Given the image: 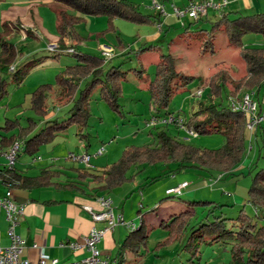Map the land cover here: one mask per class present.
<instances>
[{
  "label": "rangeland",
  "instance_id": "obj_1",
  "mask_svg": "<svg viewBox=\"0 0 264 264\" xmlns=\"http://www.w3.org/2000/svg\"><path fill=\"white\" fill-rule=\"evenodd\" d=\"M129 1L137 4L143 13L154 16H157L158 12L153 9V2L164 3L163 0ZM172 1L181 4L184 0ZM214 1L218 3L220 0ZM34 6L30 14L19 16L22 26L30 29L34 37L18 33L6 39L17 46L22 52L23 59L29 60L47 54L51 45L57 47L60 38L55 6L49 2H41ZM26 7L22 5V8ZM231 17H234V14ZM217 18H219V13L209 10L208 20L195 22L191 30H209L211 23ZM8 20L14 21L15 19L9 17ZM85 20V24L78 29L79 34L84 38L80 46L82 51L102 56V50L105 47L111 48L112 65L122 64L125 71L130 69L145 71L142 76L134 72L130 73L127 80L121 82L120 112L114 110L102 98L100 89L93 92L90 102L91 116L85 130L90 138L87 152L94 155L104 149L103 157L97 160L94 158L92 161L95 171H100L118 162L129 147H149L151 145L156 147L158 145L156 132L160 130H166L171 136H177L185 143L197 148L218 150L225 145L226 139L221 135L194 137L180 129L178 124L151 127L154 119L164 118L166 113L175 114V117L178 115L186 123L198 111L199 101L208 100L209 86L220 83L219 79L223 75L227 78L224 93L222 98L216 102L218 104L222 102V105L226 106L229 97H234L231 95L235 90L232 82L245 78L248 71L239 50L229 46L228 37L224 32H217L214 52L204 53L202 44L189 36L182 35L185 30L183 24L188 26L194 21L188 17L176 23L173 29L168 30L165 27L163 32L157 24L138 25L116 19L113 21V28L110 29V21L107 17H86ZM243 43L264 49V37L261 35H246ZM145 45L156 46L157 50L139 55V49ZM162 55H172L179 72L197 79L189 85V88L180 91L172 98L167 111L156 110L146 84V80L154 77L156 65L160 62ZM75 63L74 57L63 55L58 60H48L34 69L21 87L10 84L9 94L0 105V127L4 126L6 118H19L21 123L26 125L28 118L35 117V113L30 109L31 95L42 85L55 86L58 74L67 66ZM4 77L8 81L11 80L10 74ZM199 87L205 90L202 100L191 97ZM245 92L252 91L243 89L236 97ZM50 95L47 102L46 120L57 116L63 117L69 106L65 105L67 100L63 97L62 91L58 89ZM255 95L259 101L264 100V85ZM255 133L250 134L247 131V153L242 163L234 170L233 175L205 173L189 167L179 169L178 164H167L164 161L132 166L126 175L129 180L113 190L111 198L114 206L118 207L116 211L124 209V218L127 223H132L130 221L137 220V218L139 220L142 216L145 217L147 241L141 245L140 254L126 250L124 264H230L233 243H204L201 252L193 257L189 253L180 251L183 241L160 245L168 238V233L161 225L163 221H168L172 216L185 211L186 201L190 200L211 201L224 206L222 210L217 209L212 214L209 222L222 215L224 219L230 220L227 227L233 229L238 213L245 207V213L256 220L258 227H264V221L255 219L256 210L247 203L253 177L258 170L264 167V150L260 141L256 139ZM87 143L85 138L77 135V128L73 126L61 133L53 142L42 146L35 157L30 158L23 153L22 162H32L37 157L42 158V162L33 164L34 168L28 171V174L32 176L39 175L42 168L49 166L66 171L86 169L85 165L68 160V156L73 152L79 155L85 153L84 148ZM172 174L176 175V180ZM184 180L191 186L188 190L195 192V198L186 196V193L180 197L166 195L168 189ZM211 208L212 206L197 209L196 216L190 222V227L194 228ZM127 228L122 239L130 233V228ZM119 249L118 246L114 252L109 254L112 259H115Z\"/></svg>",
  "mask_w": 264,
  "mask_h": 264
},
{
  "label": "trees",
  "instance_id": "obj_2",
  "mask_svg": "<svg viewBox=\"0 0 264 264\" xmlns=\"http://www.w3.org/2000/svg\"><path fill=\"white\" fill-rule=\"evenodd\" d=\"M31 2H50L55 6L58 19L59 40L54 51L26 60L22 65L15 66L21 51L17 46L6 40L10 35L18 31L19 26L10 22L3 24L0 34V105L9 94L8 87L14 84L21 87L29 75L48 60H58L63 55L72 56L76 63L67 66L58 74L55 86L45 84L36 89L31 95L30 109L35 117L28 118L26 125L19 118H6L4 126L0 127V140L2 148L7 149L15 142H20L22 151L19 158L27 155L35 157L42 146L54 141L61 133L71 127L77 128V135L87 140L86 149L90 146L89 134L85 133L91 116L90 102L93 92L100 89L102 98L116 111L120 112L119 101L121 99V82L127 80L130 73L142 76L144 70H123L122 64L112 65V60L82 51L80 46L84 38L78 29L85 24L86 17H107L110 29L113 21L122 19L138 25L157 24L164 29L162 16L145 14L140 7L129 0H29ZM168 0H163L167 2ZM224 14L211 23V28L192 31L193 21L185 28L183 36H189L194 41L202 44L204 53L214 52L217 32H224L229 40V46L239 50L244 60L248 74L240 81L232 82L236 97L241 90L247 89L256 94L264 85V49L246 46L243 38L249 34L264 37V13L241 15ZM28 37L34 34L27 31ZM69 43V44H68ZM157 50L156 46H143L138 54ZM172 55H162L156 65V72L152 79L146 80L147 89L151 93L152 101L157 111L165 110L172 98L189 85L196 82L194 76H188L177 70V64ZM13 68V70H12ZM11 75L8 81L4 75ZM220 83L209 86V97L206 102L199 101L198 111L185 123L187 129L192 130L198 136L221 135L225 137V145L218 150L197 148L171 136L166 130L156 132L157 146L129 147L121 159L105 167L100 174H95L87 169H75L77 178L65 183L54 182L62 176L59 171L51 168L42 169L38 176H28L21 173L16 167L0 168V183L10 191H34L42 188L55 187L64 191L85 193L83 183L91 181L101 183L98 191L111 193L129 179L126 176L130 168L136 164H154L163 162L178 164L179 169L193 168L205 173H217L220 175H233L234 170L242 163L247 153V117L243 113L233 112L229 103L226 106L221 99L224 93L225 81L223 75ZM200 88V87H199ZM198 88V89H199ZM61 90L66 98L65 105L69 106L66 114L61 117L48 116L47 102L50 94ZM260 112L263 105L259 102ZM173 114L166 113V116ZM164 117V118H165ZM157 119H162L158 117ZM17 131V133H13ZM264 150V124L260 125L255 133ZM264 157V156H263ZM99 198V197H98ZM187 209L178 215L172 216L161 225L168 233V238L160 245H166L173 241H183L180 251L191 254L193 257L201 252L203 244L233 243L231 248L232 260L230 264H264V227H258L256 220L245 213V207L238 213L233 229L227 224L230 220L221 216L209 222V218L217 209L222 210L223 205L211 201H186ZM247 203L256 210L255 219L264 221V167L258 170L253 177L248 191ZM212 206L207 215L193 227H190L196 210ZM140 224L130 229L115 259L117 264H124V253L130 250L140 254L141 245L147 241L145 230V217H140ZM81 264H83L81 262Z\"/></svg>",
  "mask_w": 264,
  "mask_h": 264
},
{
  "label": "crops",
  "instance_id": "obj_3",
  "mask_svg": "<svg viewBox=\"0 0 264 264\" xmlns=\"http://www.w3.org/2000/svg\"><path fill=\"white\" fill-rule=\"evenodd\" d=\"M190 1L202 2L204 0H184L181 4L174 3L171 0L165 2L167 5L174 4L178 7L186 6ZM223 0H220L221 2ZM228 4L224 8L223 12L219 13V17L224 14H241V15H252L264 13V0H227ZM41 2H31L29 0H0V32L3 31V24L5 22H10L13 25L19 26V29L14 34H23L27 36V31L32 32L30 29L22 26L20 21V15L30 14L33 11L35 4ZM50 3V2H49ZM51 4V3H50ZM22 5L27 6L22 8ZM22 13V14H21ZM9 17H13L15 20H8ZM208 16L203 18L208 20ZM164 28L173 29L176 23L181 22L174 15L169 14L167 17H162ZM183 24V23H182ZM184 25V24H183ZM159 26V25H158ZM160 31L163 32L164 29ZM245 45V44H244ZM246 46H251L246 45ZM26 60L23 57H18L15 66L22 65ZM263 87V86H262ZM255 94V93H254ZM255 99L260 102L264 107V100ZM183 141V140H182ZM87 152L86 146L84 148ZM75 153V152H73ZM88 153V152H87ZM103 157V156H102ZM100 159L95 158V160ZM38 161V162H42ZM93 161V160H92ZM38 162H22V156L19 158V165H15L16 168L23 174L32 176L28 174V171L33 169ZM6 166L5 159L0 157V168ZM108 167V166H107ZM46 168H51L52 170L59 171L62 176L56 179L54 182L65 183L68 181H74L77 178V173L75 169L72 171H66L64 169L54 168V166H49ZM45 169V168H42ZM41 169V170H42ZM90 172L95 174H100L102 170L95 171L94 169H88ZM40 170V172H41ZM38 176V175H34ZM172 177L176 180V175L172 174ZM187 182L186 180L179 182L177 185L171 188H175L180 184ZM85 188V193L64 191L57 189L55 187L42 188L34 191H21L15 190L14 194L15 200L25 205V212L20 219V225L17 229L19 236H21L26 242L27 247L25 248L22 257L24 259L30 260L32 264H39L41 255H46L52 260H59V264H81L83 260L89 257V251L85 246V237L94 228L104 227L103 224H95L92 220L91 212H99L101 206L99 205L98 197H110L112 193L98 191L102 186L101 183H95L91 181H86L83 184ZM184 190L186 196L190 198H195V192ZM170 188V189H171ZM7 189L3 187L0 183V195H3ZM169 190V189H168ZM112 199V198H111ZM113 201V200H112ZM114 206V203H113ZM114 208H118L115 207ZM120 210V209H117ZM121 213L125 217L124 209L121 211H116ZM123 217V218H124ZM126 220V219H125ZM141 220H132L130 222L137 223L139 225ZM127 222V221H126ZM128 229L127 226H118L113 231L106 234L104 240L100 244V250L102 252V258H112L109 254L114 252L118 246L119 248L125 241L122 239L124 231ZM9 222L3 214L0 217V248H7L10 246L9 238ZM72 244H78L81 246L80 249L71 248Z\"/></svg>",
  "mask_w": 264,
  "mask_h": 264
},
{
  "label": "built area",
  "instance_id": "obj_4",
  "mask_svg": "<svg viewBox=\"0 0 264 264\" xmlns=\"http://www.w3.org/2000/svg\"><path fill=\"white\" fill-rule=\"evenodd\" d=\"M228 1L223 0L216 3L214 0H204L202 2L190 1L184 7H178L174 4L167 5L165 3L153 2V9L158 12L162 17H167L169 14L174 15L179 20L188 17L190 20L198 21L202 18L208 16L209 10L216 12H223L224 8L227 6ZM57 47L51 45L49 51H54ZM103 57L106 60H111L113 58L112 49L105 47L103 50ZM13 70V68H12ZM205 90L202 88L197 89L191 96L196 100H202ZM229 107L233 112H240L246 115L247 125L246 129L250 134L257 131L260 125L264 124V107L260 112L259 102L255 99V94L253 92H245L240 96L234 98L229 97ZM169 124H178L179 128L191 134V136L198 137L192 130L186 129L185 122L183 119L179 118L175 114L167 116L162 119H154L151 122V127H157L158 125L167 126ZM22 151V145L20 142H15L11 147L4 149L1 145L0 140V157L5 159L6 166L9 168H14L17 165L19 156ZM104 155V149H101L94 155H90L85 152L82 155L78 153H70L68 160L74 163H81L88 169H94L92 166V160L94 158H99ZM41 157L33 159L34 162L41 161ZM190 184L184 182L175 188L167 190L166 195L173 197H180L183 195L184 190H186ZM7 189V188H6ZM13 191L7 189L3 195H0V217L5 214L6 219L9 222V238L10 246L7 248H0V264H32L30 260L24 259L22 257L25 248L27 247V242L19 236L17 229L20 225V219L25 212V205L18 203L15 200ZM101 210L99 212H91L92 220L95 224H103L104 227L94 228L85 237V248L89 251V257L82 261L83 264H117L116 260L112 258H102V252L100 250V244L104 240L106 234L113 231L116 227L124 225L133 229L135 225L133 223H127L124 215L117 213L113 206V201L110 197H99L98 200ZM74 249H80L81 246L78 244H72ZM59 260H52L46 255H41L39 264H59Z\"/></svg>",
  "mask_w": 264,
  "mask_h": 264
}]
</instances>
